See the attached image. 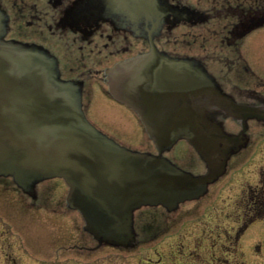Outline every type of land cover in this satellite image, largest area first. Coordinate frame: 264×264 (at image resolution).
Masks as SVG:
<instances>
[{"label":"water","instance_id":"1","mask_svg":"<svg viewBox=\"0 0 264 264\" xmlns=\"http://www.w3.org/2000/svg\"><path fill=\"white\" fill-rule=\"evenodd\" d=\"M3 32L0 15V37ZM161 60L171 66L167 73L174 92L185 91L187 98L204 95L212 101L200 69L189 62ZM148 63L145 58L124 70L134 71L136 65L147 67ZM122 70L109 72L110 83L111 79L117 82ZM152 70L147 67V77L140 84L147 88L148 92L142 89L145 96L141 90L127 99L112 89L111 93L139 112L159 150L169 149L179 138L194 145L214 140L212 135L203 136L208 132L200 119L204 112L193 107L191 99L182 111L177 110L171 100L174 95L158 93ZM227 105L244 120L262 118L253 107L233 102ZM218 134L234 144L240 139L221 131ZM223 169L213 167L194 177L159 156L118 145L85 119L78 86L59 78L51 58L37 47L0 40V176H12L27 192L43 179L62 178L69 187V206L81 213L86 230L96 239L115 244L121 243L124 232L133 237L134 210L156 205L172 209L197 199Z\"/></svg>","mask_w":264,"mask_h":264},{"label":"flooded vegetation","instance_id":"2","mask_svg":"<svg viewBox=\"0 0 264 264\" xmlns=\"http://www.w3.org/2000/svg\"><path fill=\"white\" fill-rule=\"evenodd\" d=\"M33 1H0L8 19L6 30L0 40L38 46L56 59L61 77L70 81H80L85 88L91 85L104 87L103 73L113 67L118 70L125 63H132L128 61L137 59L140 55L149 54L151 42L161 54L175 59L188 57L197 61L207 78L203 84L211 90L212 102L218 106L213 112H206L202 114V118L200 117L208 128V132H204L203 136L212 135L215 139L203 145H194L186 138H179L169 149L160 151L154 148L151 154L168 160L179 169L194 176L204 175L213 167L224 166L211 185L216 188L217 185L224 184L232 172L248 164L246 158L258 147L253 143L260 138L264 140V74L259 72L252 63L251 66L247 64L238 44L251 34H246L247 26L245 25L253 26L260 20L264 22V11L260 17H249V20L241 22L235 30L229 31L230 35L221 36L220 33H215L213 27H209L208 34L202 32L208 20L211 19V15L215 17V1L211 7H205L200 11L198 10L202 7L200 0L194 3H189L188 0H183L184 2L167 0L173 7L195 8L196 14H184L183 21L172 29L171 26L176 24L174 18L178 15L175 13L174 17L169 18L170 23L172 22L171 30L168 33L161 30L162 32L160 31L155 40L154 34L145 32L147 29L145 24L141 25L140 31L138 22L132 20L133 17L129 16L127 10L122 8L116 11L104 0H37V3L30 5ZM12 6L13 9L10 8ZM210 8L213 9L214 15L208 12ZM187 27H191L192 30L187 31ZM176 30L180 33H175ZM180 36L183 37L182 41L176 39ZM194 36L198 37L193 38ZM161 78L168 77L164 75ZM159 83L166 82L159 81ZM184 92L182 90L179 93L175 92L172 99L177 110L180 111L188 101ZM229 102L258 109L262 118L247 117L244 120L232 112L227 105ZM220 131L231 137L239 136V142L234 144L221 139L218 134ZM262 176L264 171L259 172V183L249 185L244 193L248 202L244 205L242 203L236 209L239 212L237 221L241 224L236 229L231 226L229 230L225 229L222 232L215 230V239L223 236L224 240L227 238L228 243L231 242L229 240L231 238L239 242L247 233L248 224L253 218L257 219L264 213V178L262 179ZM5 194L3 193L6 197L10 195ZM17 196L22 201L27 198H36L40 204L37 205V200H34L35 202H32L34 206H42V210L46 209L48 212L51 209L59 212V199L55 200L54 195L34 193L28 196L17 193ZM205 196L213 200L217 193L207 191L199 199L182 203L175 210H167L160 206L141 208L134 216L136 233L138 229L141 231L146 229L149 233L148 240L145 241L146 247L153 250L154 254L157 253L163 240L170 239L181 231L182 223L192 219L200 220L203 217L204 209L210 205L203 200ZM231 231L234 233L232 237ZM234 243L238 244L236 241ZM97 244L99 245L97 247L104 246L98 242ZM213 245L214 242L211 243V246ZM162 249L163 253L172 256H166L164 262H161V257L159 261L155 260L153 263L151 259L149 264L187 263L182 261L187 257H175L177 249H174L170 243ZM89 250L91 251V248ZM238 255L239 259H236L233 264H249L241 260L242 252ZM196 259L197 264H229L228 260L221 262L213 255Z\"/></svg>","mask_w":264,"mask_h":264},{"label":"rangeland","instance_id":"3","mask_svg":"<svg viewBox=\"0 0 264 264\" xmlns=\"http://www.w3.org/2000/svg\"><path fill=\"white\" fill-rule=\"evenodd\" d=\"M104 1H107L110 6L124 5L127 13L130 14L129 16L133 17L132 20H137L138 17L147 19L155 16L154 20L157 21V16L169 12V7L165 4H162L164 9L159 8L157 0ZM130 1L132 7L128 6ZM188 1L194 3L196 0ZM200 1L202 2V7L198 9L200 11L204 10L205 7H211L215 1V17L213 18L211 15V19L202 29V32L207 34L210 33L209 27H213L215 33L228 36L230 35L229 31L235 30L241 22L249 20V17H260L262 11H264V0ZM34 2L37 3V0L31 2L30 5ZM10 8L13 9V6ZM208 12L212 13L213 9L210 8ZM212 14L214 15V13ZM26 18L28 20V17ZM169 22V19L164 20L162 25V29L165 30L164 33L170 31L171 23L169 24ZM187 28V31L192 30L191 27ZM175 33L180 32L176 30ZM207 34L203 35L208 36ZM158 35L159 33L156 32L153 39L156 40ZM196 37L198 36L193 38ZM176 39L182 41L183 37L180 36ZM238 46L241 48L247 64L251 66L252 63L259 72L264 74V26L248 35ZM150 64L158 69L160 67L164 68V64L157 58H154ZM141 70V65L134 71L123 69L122 73L116 78L117 82L111 79L112 91L123 99L134 95L138 90H141L140 92L145 96L146 92L142 91L143 88L141 87L143 79L139 75ZM97 89V85L93 87L91 85L85 97L89 106L90 112L88 114L90 117L110 132L114 128L120 134L116 135L115 131L113 134L122 142L134 141L135 147L145 148L146 145L143 142L144 138L141 132L128 130L136 128L137 123L135 121H131V123V119L128 116L124 117V112H119L116 107L110 105L112 103ZM95 115L98 116V120ZM151 118H154V116L152 115ZM157 121L158 119L154 120L155 123ZM132 138L134 139L132 140ZM253 144L258 147L246 158L248 164L234 173L232 172L226 178L224 184L209 189L210 193H217L213 200L207 196L203 197L205 202L210 203L204 209L203 217L200 220L192 219L182 223L181 231L174 237L163 240L164 242L159 246L160 248L158 247V252L155 254L153 250L146 247L145 241L148 240L149 234L146 229L143 231L138 229L136 236H134L136 240L132 245H130V242L133 237L124 232L121 243H115L113 246L97 247L99 245L94 237L82 228L78 213L76 214L74 211L62 206H60L59 212L52 209L49 212L46 209L42 210V206L37 207L32 204L37 200L36 203L39 205L40 201L38 199L27 198V200L23 199L22 201L17 196L15 188L8 192L3 191L4 185L0 182V264H149L151 259V263H153L155 260L159 261L161 257V262H164L166 256H172L162 252V248L169 243L174 249H177L175 257H187L182 259V261L187 262L186 264H197V257L205 258L212 255L216 256L219 259L218 261L228 260L229 264H233L236 259H239L238 254L240 252L243 254L241 260H244L245 263L264 264V213L261 216L259 215L257 219L253 218L252 222L248 224L247 233L239 242L231 238L229 239L231 242L228 243L227 238L224 240L223 236L215 239V230L222 232L225 229L229 230L231 226L236 229L241 224L237 221L239 212L236 209L242 203L244 205L248 202L244 193L249 185L259 183V172L264 171V140L260 138ZM263 178L264 176H262ZM53 183H61L62 186L63 182L57 179L48 182L47 185ZM61 188L63 189V187ZM3 193L10 194V198H8L9 196L6 197V194L3 195ZM27 203L28 205H26ZM21 205L24 206L20 207ZM230 235L232 237L234 233L231 231ZM235 241L238 244H235ZM212 242H214L213 246H211ZM120 245L123 247H120ZM180 246H182V249H180ZM80 247L83 248L80 249ZM212 247L214 248L212 249Z\"/></svg>","mask_w":264,"mask_h":264},{"label":"trees","instance_id":"4","mask_svg":"<svg viewBox=\"0 0 264 264\" xmlns=\"http://www.w3.org/2000/svg\"><path fill=\"white\" fill-rule=\"evenodd\" d=\"M112 106L116 107V109L120 112H124V117H129L130 122L131 121H135L137 124H136V128L134 129H128V130H131L133 132H138L140 131L141 132V135H143V142L144 144L146 145L145 148H138V147H135L136 144L134 141H130L128 143H126L125 141H121L119 140L118 138H116V135L117 134H120L118 133L114 128L111 129L112 132L108 131L106 128V130L104 128H102L99 124H98V121H95L92 117H90V115L88 114L90 112L89 110V106H88V103H87V99L84 97L83 101H82V109H83V112H84V115L87 117V119L98 129L100 130L103 134H105L106 136H108L109 138L113 139L115 142H117L118 144L130 149V150H133V151H148L150 149L153 148V145H152V142H151V137L149 136V134H147L146 130H145V127L143 126V124L141 123L140 119L138 118V116L136 115V113L131 110L130 108H125V107H122L118 104V102L116 101H112L111 102ZM93 107V106H91ZM92 110V109H91ZM94 111H96L94 109ZM96 114V113H95ZM128 114V115H127ZM95 118L98 120V116L95 115ZM132 123V122H131ZM138 125V127H137ZM128 130H125V131H128ZM116 132V135L113 134V132ZM121 132V131H120ZM137 136V134H136ZM134 138H132L133 140ZM148 141V142H146ZM134 143V144H133ZM133 144V145H132ZM133 147H132V146ZM52 180H48L46 183H42V185H40L41 183H39L37 185V187L35 188V193H42V194H49V195H54V199L56 200L57 198L59 199V208L60 206L62 207H65V195L67 193V190H68V187L62 183V186L60 184H57V183H53V184H48V182H50ZM0 182H2V184L4 185V188H3V191H6L8 192L9 190H11L12 188H15V192L20 194H24V191L21 190L17 185L16 183L13 181V179L11 177H6V176H0ZM7 185V186H6ZM63 187V189L61 188ZM57 196V197H56ZM52 198V196H51ZM61 207V208H62Z\"/></svg>","mask_w":264,"mask_h":264},{"label":"bare ground","instance_id":"5","mask_svg":"<svg viewBox=\"0 0 264 264\" xmlns=\"http://www.w3.org/2000/svg\"><path fill=\"white\" fill-rule=\"evenodd\" d=\"M192 104L195 106V108H197L199 110H201L202 108H207L209 110H213L214 109V105L204 95L193 99L192 100Z\"/></svg>","mask_w":264,"mask_h":264}]
</instances>
